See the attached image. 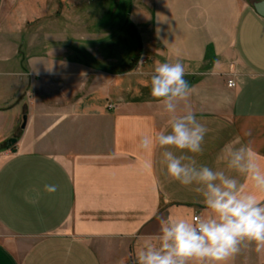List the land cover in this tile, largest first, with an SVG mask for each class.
<instances>
[{
  "label": "crops",
  "instance_id": "1",
  "mask_svg": "<svg viewBox=\"0 0 264 264\" xmlns=\"http://www.w3.org/2000/svg\"><path fill=\"white\" fill-rule=\"evenodd\" d=\"M254 1L135 0L129 20L147 27L143 63L88 49L36 55L21 68L15 112L27 122L0 163V223L13 238L0 240V264H127L159 218L204 211L190 187L166 176L159 147L138 148L142 135L168 128L150 95L157 62L186 67L191 91L176 114L190 109L208 130L199 163L224 168L221 149L237 135L264 163V16Z\"/></svg>",
  "mask_w": 264,
  "mask_h": 264
},
{
  "label": "clouds",
  "instance_id": "2",
  "mask_svg": "<svg viewBox=\"0 0 264 264\" xmlns=\"http://www.w3.org/2000/svg\"><path fill=\"white\" fill-rule=\"evenodd\" d=\"M185 74L180 60L155 64L150 95L168 114V128L142 135L138 148L148 152L159 147L166 176L190 187L204 211L191 219L159 218L158 232L139 238L134 264H228L242 246L264 249V200L258 195L264 193V163L240 135L221 149L224 168L196 160L208 130L190 109L176 114L177 102L191 91ZM242 135L250 137L251 130ZM44 190L55 192L56 185L45 184Z\"/></svg>",
  "mask_w": 264,
  "mask_h": 264
},
{
  "label": "rangeland",
  "instance_id": "3",
  "mask_svg": "<svg viewBox=\"0 0 264 264\" xmlns=\"http://www.w3.org/2000/svg\"><path fill=\"white\" fill-rule=\"evenodd\" d=\"M139 1L140 4L145 2ZM134 2L0 0V163L9 155L11 139L18 141L21 133L25 112H15L21 97V79L25 76L21 68H29L36 55L69 52L80 56L88 49L93 53L116 55L119 60L124 57L123 65L132 66L140 59L137 55L142 49L139 37L145 27L141 29L129 20ZM140 4H136V8H142ZM163 19L164 15L161 17ZM88 20L92 23L85 22ZM106 23L108 26L105 28ZM159 29L165 31L161 25ZM120 32L123 33V41L109 39L96 42ZM92 59L88 58L89 61ZM80 60H83V56ZM32 76L35 77V74ZM29 89L30 85L27 92ZM5 90L8 92L5 93ZM12 239L0 223V240L7 242ZM232 258L236 260L235 264H264V249L257 252L254 246H242L241 251ZM127 264H134V259L131 258Z\"/></svg>",
  "mask_w": 264,
  "mask_h": 264
},
{
  "label": "water",
  "instance_id": "4",
  "mask_svg": "<svg viewBox=\"0 0 264 264\" xmlns=\"http://www.w3.org/2000/svg\"><path fill=\"white\" fill-rule=\"evenodd\" d=\"M253 6L256 12L262 16H264V0H256L253 2ZM27 122V115H23L22 127L24 128ZM15 138H12L11 141L15 142Z\"/></svg>",
  "mask_w": 264,
  "mask_h": 264
},
{
  "label": "built area",
  "instance_id": "5",
  "mask_svg": "<svg viewBox=\"0 0 264 264\" xmlns=\"http://www.w3.org/2000/svg\"><path fill=\"white\" fill-rule=\"evenodd\" d=\"M228 85L229 86H234L235 85V81L233 80V79H230L229 81H228ZM198 215V214H197ZM196 216V215H195Z\"/></svg>",
  "mask_w": 264,
  "mask_h": 264
},
{
  "label": "trees",
  "instance_id": "6",
  "mask_svg": "<svg viewBox=\"0 0 264 264\" xmlns=\"http://www.w3.org/2000/svg\"><path fill=\"white\" fill-rule=\"evenodd\" d=\"M11 145H12V144H11ZM11 145H9V147H10Z\"/></svg>",
  "mask_w": 264,
  "mask_h": 264
}]
</instances>
